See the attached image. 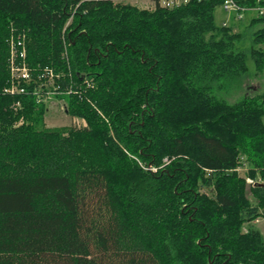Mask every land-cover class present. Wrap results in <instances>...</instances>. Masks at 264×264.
<instances>
[{
    "label": "trees",
    "instance_id": "obj_1",
    "mask_svg": "<svg viewBox=\"0 0 264 264\" xmlns=\"http://www.w3.org/2000/svg\"><path fill=\"white\" fill-rule=\"evenodd\" d=\"M223 2L0 0V264H264V88L226 98L264 75V26ZM19 34L84 124L5 92Z\"/></svg>",
    "mask_w": 264,
    "mask_h": 264
},
{
    "label": "built area",
    "instance_id": "obj_2",
    "mask_svg": "<svg viewBox=\"0 0 264 264\" xmlns=\"http://www.w3.org/2000/svg\"><path fill=\"white\" fill-rule=\"evenodd\" d=\"M189 0H157L159 4L166 7H176ZM223 8L233 14L237 19L244 18V14L257 11L259 14L264 13L263 7H246L241 6L236 0H224L222 4ZM223 24H227L224 22ZM25 34H19L11 36L10 38V72H11V84L4 90L5 92L12 94H32L36 98L37 103H42L54 95L64 93L59 90L56 83V79L60 78V73H55L52 69L46 70L42 75L34 76L32 70L29 67L27 59V44L25 40ZM16 108L22 106V101L16 102ZM84 121V120H83ZM155 168V167H151ZM237 170L240 172L246 171V165H239ZM248 183L255 185L257 183L264 184V177L259 175L256 178H248ZM258 220V219H257Z\"/></svg>",
    "mask_w": 264,
    "mask_h": 264
},
{
    "label": "rangeland",
    "instance_id": "obj_3",
    "mask_svg": "<svg viewBox=\"0 0 264 264\" xmlns=\"http://www.w3.org/2000/svg\"><path fill=\"white\" fill-rule=\"evenodd\" d=\"M116 1V0H115ZM133 5H137L140 8L145 9H154L157 5V0H124ZM254 12H247L244 14V18L237 19L233 14L223 8V6H218L215 9V17L218 23H230L233 22L235 26V31H240L245 33L247 40L252 32L256 31L258 28L264 26V23L258 24L256 26L250 27L251 18L255 16ZM26 38V37H25ZM27 41V40H26ZM251 61V60H250ZM250 66L253 67V62H250ZM248 82L245 83V86L242 89L234 90L231 94H228L226 98L230 102H235L242 99L245 94H254L261 91L264 88V75L260 78L253 77L248 78ZM249 88V89H248ZM230 93V92H229ZM218 96H224L223 92L216 91ZM46 107L45 113V125L48 127H61V126H73L74 124L82 125L85 123L82 119L73 118L67 112V98L66 96L61 97L54 95L48 100L44 101ZM166 162H169L168 158L164 159ZM255 227L259 229L264 236V218H259L254 222ZM247 228V225L245 226Z\"/></svg>",
    "mask_w": 264,
    "mask_h": 264
}]
</instances>
